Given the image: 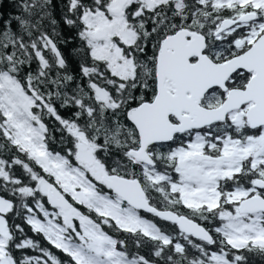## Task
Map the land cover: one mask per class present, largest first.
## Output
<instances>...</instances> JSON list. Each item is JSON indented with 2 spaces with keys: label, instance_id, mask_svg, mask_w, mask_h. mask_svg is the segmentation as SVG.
Returning a JSON list of instances; mask_svg holds the SVG:
<instances>
[{
  "label": "snow or ice",
  "instance_id": "1",
  "mask_svg": "<svg viewBox=\"0 0 264 264\" xmlns=\"http://www.w3.org/2000/svg\"><path fill=\"white\" fill-rule=\"evenodd\" d=\"M254 259L264 0H0V264Z\"/></svg>",
  "mask_w": 264,
  "mask_h": 264
},
{
  "label": "trees",
  "instance_id": "2",
  "mask_svg": "<svg viewBox=\"0 0 264 264\" xmlns=\"http://www.w3.org/2000/svg\"><path fill=\"white\" fill-rule=\"evenodd\" d=\"M4 8H5L6 11L9 10V5L6 3L4 5ZM253 264H262V262L259 259H254Z\"/></svg>",
  "mask_w": 264,
  "mask_h": 264
}]
</instances>
